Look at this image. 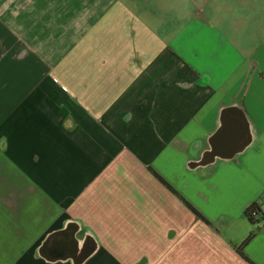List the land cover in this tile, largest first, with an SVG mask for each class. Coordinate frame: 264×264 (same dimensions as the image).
I'll return each mask as SVG.
<instances>
[{
	"label": "crops",
	"instance_id": "crops-1",
	"mask_svg": "<svg viewBox=\"0 0 264 264\" xmlns=\"http://www.w3.org/2000/svg\"><path fill=\"white\" fill-rule=\"evenodd\" d=\"M254 201L264 0H0V264H249Z\"/></svg>",
	"mask_w": 264,
	"mask_h": 264
},
{
	"label": "trees",
	"instance_id": "trees-1",
	"mask_svg": "<svg viewBox=\"0 0 264 264\" xmlns=\"http://www.w3.org/2000/svg\"><path fill=\"white\" fill-rule=\"evenodd\" d=\"M154 176L161 181L173 194H175L184 204L185 206L191 210L195 216L201 220H203L205 223H209L207 219H205L199 211L192 206L181 194H179L169 183H167L161 176H159L155 171H152ZM244 216L247 218L249 223L253 225V228L249 231L247 236L238 244L235 246V251L249 264H256L254 261H252L243 251L244 246L246 243L255 235L256 231L260 228V223L264 222V210L260 207V204L256 201L252 202L250 205H248L244 212Z\"/></svg>",
	"mask_w": 264,
	"mask_h": 264
}]
</instances>
